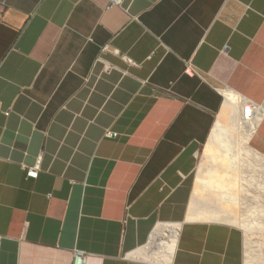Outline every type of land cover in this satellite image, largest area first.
<instances>
[{"label": "crops", "instance_id": "crops-1", "mask_svg": "<svg viewBox=\"0 0 264 264\" xmlns=\"http://www.w3.org/2000/svg\"><path fill=\"white\" fill-rule=\"evenodd\" d=\"M108 2L0 0V264H166L165 223L169 264H243L190 207L224 92L264 105V0Z\"/></svg>", "mask_w": 264, "mask_h": 264}, {"label": "bare ground", "instance_id": "bare-ground-1", "mask_svg": "<svg viewBox=\"0 0 264 264\" xmlns=\"http://www.w3.org/2000/svg\"><path fill=\"white\" fill-rule=\"evenodd\" d=\"M224 96L225 101L219 112V119L215 122L207 143L208 153H214V156L210 157V164L207 163V166H200L198 168V174L200 173V175H202L205 173L206 178L202 177V175L197 179V174V181L195 182V189L190 207V214L192 216L199 213L203 217L205 216V218L212 220H218L219 218L221 219V217L222 220L227 219L226 217H223V211L220 210L216 204L212 203L214 198L212 194L209 193L213 190L219 191L220 187L225 183L223 182V180H225L223 176L219 175L215 177L218 165L223 163L226 164L228 160H230L234 170H238L235 168L238 165H246L249 166V168L264 166V155L254 151L248 143L252 132L264 113V105L260 107L255 105L254 116L250 121H243L240 116V104L247 100L231 91L224 92ZM223 121H227L228 126H225ZM233 132H237V137L233 135ZM236 153L239 156H237L238 158H235L234 156ZM219 160H221V162H218ZM227 164H230V162ZM210 167H212V169H210ZM245 169L246 168L244 167L242 170L246 171L247 169ZM226 174L227 173L225 172V175ZM231 178H233L232 175ZM233 179L236 178L234 177ZM229 191L230 189L228 188H225L224 190V192ZM201 195H203L202 200H200ZM213 202H215V200ZM209 206L212 207L213 210H210ZM180 227L181 225L179 223L159 224L152 236V240H158V248L155 251L152 249V253H150L151 255L144 258L151 262L169 264L177 245ZM254 264H262V262L255 259Z\"/></svg>", "mask_w": 264, "mask_h": 264}, {"label": "rangeland", "instance_id": "rangeland-1", "mask_svg": "<svg viewBox=\"0 0 264 264\" xmlns=\"http://www.w3.org/2000/svg\"><path fill=\"white\" fill-rule=\"evenodd\" d=\"M218 119L219 114L216 122ZM223 123L228 126L227 121H223ZM233 135L237 137V132H233ZM207 143L198 152L196 174H198V168L210 164V157L214 156V153H208ZM251 145L264 154V124L252 140ZM234 156L235 158L239 157L237 153ZM218 162H221V160ZM229 162L230 164H227ZM227 163L218 165L215 174V177L223 176L225 178L223 182L225 183L219 191L209 192L215 200L212 203L216 204L223 211V217L227 218L222 220L221 217L217 221L235 225L242 230L244 237L243 264H254L255 259L264 264V166L249 168V166L243 165L247 169L243 171L244 167L242 165L236 166L235 168L238 170H234L231 161L228 160ZM202 175L199 173L197 179L199 176L206 178L205 173ZM231 175L236 179L231 178ZM224 187L230 189V191L224 192ZM209 209L213 210L210 206Z\"/></svg>", "mask_w": 264, "mask_h": 264}, {"label": "built area", "instance_id": "built-area-1", "mask_svg": "<svg viewBox=\"0 0 264 264\" xmlns=\"http://www.w3.org/2000/svg\"><path fill=\"white\" fill-rule=\"evenodd\" d=\"M123 0H109L108 2V8L114 7V6H120ZM128 62L134 64L131 60H128ZM191 70L189 63L186 64L185 72L188 73ZM255 114V104L252 100H247L240 104V116L243 121H250V119ZM105 137L108 138H114L116 137V133L110 131L109 129H106L104 132ZM31 176H35L36 172H30ZM85 255L82 252H76L73 258V261L71 264H85Z\"/></svg>", "mask_w": 264, "mask_h": 264}]
</instances>
